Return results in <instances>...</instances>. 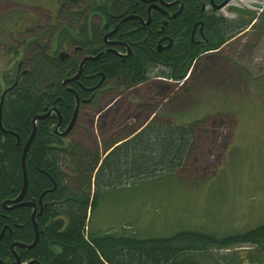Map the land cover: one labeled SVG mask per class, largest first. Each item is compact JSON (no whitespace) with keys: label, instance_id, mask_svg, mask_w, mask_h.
<instances>
[{"label":"trees","instance_id":"16d2710c","mask_svg":"<svg viewBox=\"0 0 264 264\" xmlns=\"http://www.w3.org/2000/svg\"><path fill=\"white\" fill-rule=\"evenodd\" d=\"M74 1L76 13L64 17L75 28L88 21V11L105 18L111 26L114 17L135 9V2L140 3V0ZM81 1L83 7L79 6ZM201 1L183 0V12L170 20L168 31L175 43L166 53L157 52L155 39L145 40L146 29L135 21L129 29H137L134 42L138 44L129 58L123 60L113 54L92 56L98 54L101 34L95 27L89 39L83 25L75 44L83 57L97 58L83 65L77 82L63 85L79 71L78 57L82 53L61 59L48 53L37 40L26 44L31 68L23 69L18 62L14 72L3 74L0 82L8 85L0 91V104L6 91L0 123V264H15L14 251L22 262L34 264H238L237 257L216 256L212 250L241 245L256 250L257 254L249 256L251 262L264 263V224L225 236L183 229L156 237H140L136 233L117 235L93 226L106 195L173 174L190 159L195 152L194 125H175L153 118L125 137L102 141V145L94 142L93 149L86 148L80 140L65 142L61 135L77 105L69 89L77 94L82 102L80 109L84 110L101 103L102 85L111 86L112 90L131 89L148 82L155 71L156 78H163V82L182 83L204 54L218 50L247 28L258 27L253 24L257 19L255 14L239 9L235 11L248 18L207 17L200 10ZM138 10L141 16L143 10ZM200 20L206 21L207 40L195 44L190 38L191 30ZM58 36V41L72 40L65 27ZM100 82L99 88L90 90ZM46 94L50 96L48 110L54 107L58 112L53 110L36 123L35 136L26 155L28 185L23 200L37 205L35 222L39 238L31 248L12 249L14 243L31 245L35 239L33 208L11 209L4 203L16 199L24 187L23 151L33 131L34 117L46 113Z\"/></svg>","mask_w":264,"mask_h":264},{"label":"rangeland","instance_id":"374dc122","mask_svg":"<svg viewBox=\"0 0 264 264\" xmlns=\"http://www.w3.org/2000/svg\"><path fill=\"white\" fill-rule=\"evenodd\" d=\"M73 1L0 0V80L18 62L31 68L26 44L34 40L48 51L52 44L59 53L71 51L66 40L57 48L56 36L62 27L72 29L64 15L70 14ZM236 9L255 14L258 27L204 54L182 83L160 82L153 72L137 87L148 99L144 114L137 106L147 103L137 102V90L113 89L101 104L81 112L82 128L64 137L93 149L94 142L125 137L153 118L195 127L193 156L173 174L106 195L93 219L95 229L140 237L169 236L183 229L225 236L264 224V0H233L220 17L240 20L243 13ZM0 84V91L8 85ZM117 95L135 104L114 117ZM89 109L95 110L91 116ZM212 253L235 256L238 264H264L250 261L257 254L250 245L214 248Z\"/></svg>","mask_w":264,"mask_h":264},{"label":"flooded vegetation","instance_id":"af4514ba","mask_svg":"<svg viewBox=\"0 0 264 264\" xmlns=\"http://www.w3.org/2000/svg\"><path fill=\"white\" fill-rule=\"evenodd\" d=\"M148 1V2H147ZM150 1V2H149ZM225 0H202L200 2V10L206 15L207 17H215L218 18L220 17V13L225 9L228 5L231 4L233 0H229L228 3L218 9V6L221 5ZM153 6V7H152ZM134 7L131 11H125L122 12L120 15L117 17H114L115 20L113 24L110 26L105 18H101L97 16L96 14H93L92 12L87 13V19L86 23H82L87 31V35L89 39H92L94 28L98 27V31L101 34V38L99 39L100 42L97 45L98 54H93L92 56L100 55L103 56L105 54H113L120 59H126L129 58L134 52L135 48L137 47L136 42H134V38L136 37L135 33L137 32V29H132L130 30L129 28L135 24L136 22H139V24L146 29V39L152 38V40H156V49L158 53H166L168 52L173 46H174V39L172 38L171 34L168 31V28L171 26L170 20L175 19L178 17L184 10V2L183 0H140L139 2H135ZM141 8L143 10L142 15H138V9ZM71 13L74 15L76 13L75 9H71ZM145 16V17H144ZM112 17V16H111ZM94 18H98L99 22L98 24L94 22ZM97 24V25H96ZM82 25V26H83ZM80 28H75L74 26L72 27V30H69V36L72 38V40H69L65 42V46L68 48H71V51L69 52H62L59 53L58 49L53 50V44L49 48L48 53L52 54L53 56L60 57L61 59H69V58H74L75 56L77 57L78 53H82V50L80 49L79 45L75 44V39L78 38L80 34ZM205 26H206V21L200 20L197 23L194 24L192 30H191V40L195 44H200L204 41H206V36H205ZM59 33V32H58ZM57 33V43L56 46L58 48L59 46V36ZM111 34V35H110ZM140 45V44H139ZM137 51V50H136ZM82 57V58H81ZM86 56L83 57V53L78 57L79 63L81 64V60L84 59ZM81 58V59H79ZM88 63V62H87ZM79 64V67H80ZM162 70L165 69L164 65L161 68ZM79 72V71H78ZM77 72V73H78ZM82 74V73H81ZM81 76V75H80ZM79 76V78H80ZM78 78V79H79ZM74 80L77 82V80ZM156 80L162 82L160 78H155ZM140 86V85H139ZM131 88L132 90H137V87ZM110 91H113L111 89V86H103L99 89V92H103L101 95V102L102 99L106 96V94H110ZM122 94V93H121ZM135 97L137 99V102L139 101L140 103H147L146 106H137V111L141 115L145 113V111L149 106L148 99L146 97V93L141 92L140 90L136 91ZM116 99L119 100L120 102L117 103L118 105L114 108L115 116L118 115V113H125L128 111L130 108L131 104H135V100H132L130 97L126 100L124 97H120L119 95L116 96ZM46 106L49 107L50 104V96L46 94ZM82 102H80V108H81ZM89 104V103H87ZM101 104V103H99ZM111 105H109L110 107ZM91 107V106H89ZM87 107V108H89ZM54 108V107H53ZM51 108L52 110H54ZM79 108V109H80ZM84 109V110H87ZM107 108V107H106ZM50 109V110H51ZM83 109H80L79 114L77 115V119L74 123V126L70 133L68 134L71 135V133L74 132L77 128H82V126L85 123H79V118L81 115V112L84 111ZM95 111V110H93ZM92 110H88L87 113L92 114ZM53 112V111H52ZM91 116V115H90ZM107 122H104V127L107 126ZM60 129V126H59ZM65 130V129H64ZM63 130V131H64ZM58 133H61L57 131ZM21 261V260H20ZM29 262H22L21 264H28ZM17 264V262H15Z\"/></svg>","mask_w":264,"mask_h":264},{"label":"water","instance_id":"95a60500","mask_svg":"<svg viewBox=\"0 0 264 264\" xmlns=\"http://www.w3.org/2000/svg\"><path fill=\"white\" fill-rule=\"evenodd\" d=\"M144 1H146V0H144ZM152 1H155V0H152ZM228 1H229V0H225L221 5L218 6V9L224 7V6L228 3ZM147 2H148V1H147ZM149 2H150V1H149ZM152 7H153V6H152ZM110 35H111V34H110ZM90 59H94V58H93L92 56H87V57H85L84 60H83V62H82L81 65H80L79 72H78L75 76H73V77H71V78L65 80V81L63 82V85H64V86H67V84H68L69 82L78 79L79 76H80L81 73H82L83 65H84L88 60H90ZM100 86H101V82H100L95 88H91L90 90L93 91V90L99 88ZM69 91L74 93L75 98H76V104H77V105H76V108H75V112H74L73 118H72V120H71V122H70L68 128H67V129L61 134V135L64 136V137H66V136L70 133V131L72 130V128H73V126H74V123H75V121H76V119H77V115H78L79 108H80V99H79V97L77 96V94H76L72 89H69ZM5 94H6V91L4 92V94H3V96H2V101H1V104H0V123H1V110H2V104H3V97H4ZM89 101H90V100H87V101H85V102H89ZM44 111L46 112L45 114H43V115H38V116H35V117H34V119H33V125H34V126H33V132H32V134H31L29 140L27 141V143H26V145H25V147H24L23 156H22V168H23V172H24V187H23V189H22V192L20 193V195H19L16 199H14V200H10V201H6V202L4 203V206H8V205H10V207H8V208H11V209H13V208H15V207H18V206H29V207H32V208H33V217H32V219H33V223H34V226H35V239H34V242H33L31 245H26V244H23V243H14V244L12 245V249H14V247H16V246H17V247H27V248H31V247H33V246L37 243L38 238H39V232H38L37 225H36V222H35V221H36V220H35V214H36V212H37V205H36L35 203H33V202H32V203H30V202H23V200H24L25 193H26V190H27V185H28V183H27V175H26V155H27V152H28V150H29V148H30L31 142H32V140L34 139V136H35V132H36V123H37L38 120L48 117V116L52 113L53 110H52V109H51V110H48V107L46 106V107L44 108ZM54 111L58 112L57 109H54ZM59 125H60V124H58V126H59ZM44 193H46V192H44ZM43 195H44V194H42L41 197H40V200H39V201H40V204H42V197H43ZM4 231H5V229L3 230L2 234L4 233ZM0 238H1V237H0ZM14 255H15V257H16V262H17V264H21L20 258L17 256V254H16L15 251H14Z\"/></svg>","mask_w":264,"mask_h":264},{"label":"bare ground","instance_id":"6f19581e","mask_svg":"<svg viewBox=\"0 0 264 264\" xmlns=\"http://www.w3.org/2000/svg\"><path fill=\"white\" fill-rule=\"evenodd\" d=\"M97 58V57H96ZM96 58H94V59H96ZM94 59H91V60H94ZM84 60V59H83ZM83 60H82V62H83ZM81 62V63H82ZM33 132V131H32ZM36 215V214H35ZM32 217H33V213H32ZM33 220V219H32ZM35 262H29L28 264H34Z\"/></svg>","mask_w":264,"mask_h":264}]
</instances>
